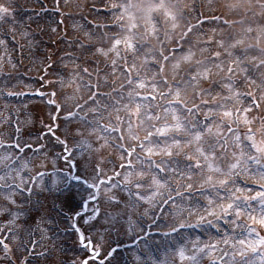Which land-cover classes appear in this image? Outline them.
<instances>
[{
	"label": "snow or ice",
	"instance_id": "snow-or-ice-1",
	"mask_svg": "<svg viewBox=\"0 0 264 264\" xmlns=\"http://www.w3.org/2000/svg\"><path fill=\"white\" fill-rule=\"evenodd\" d=\"M56 3L59 6L60 0ZM64 4L70 6L71 0ZM133 6L131 0L111 5L122 11L117 20L123 21L125 15L129 20L119 24L126 34H114L110 47L93 51L94 45L66 40L69 45L79 43L77 61L95 65L82 69L79 62L74 65L80 71H74L67 82L75 85L73 93L65 96L70 110L65 112L67 105L57 101L55 90L36 89L41 97L49 95L48 103L54 106L45 131L36 137L52 138L48 152H43L45 144L22 141L19 123L13 126L14 135L9 133L10 140L0 136V264H118L119 250L125 247L118 239L121 235L134 234L136 243L155 230L164 242L173 235L182 236L184 229H199L200 234L192 238L183 233L172 246L171 260L149 255L151 264H264V72L254 79L244 63L247 57L236 54L242 39L228 44L221 39L217 47L222 51L204 56L213 40L208 37L203 41L206 47L199 50L200 58L191 45L187 50L182 44L168 48L167 44H174L179 24L167 10L166 0H151L143 33L137 31L141 25L130 12ZM90 7L99 17L96 5ZM160 9L172 21L171 32L161 34L158 28L154 12ZM192 12L195 23L186 22L180 41L194 32L203 35L200 29L210 20L230 23L206 16L195 4ZM3 23L10 24L11 35L0 34V76L10 77L4 64L15 69L21 62L11 53L18 47L23 57L27 47L33 54L37 42L29 39L32 34L25 28L20 36L26 44L19 43L15 9L0 3ZM137 37L149 43L154 38L159 44L143 57L145 64L151 62L157 69L152 76L141 75L144 65L137 63ZM97 54L109 57L105 68L110 71L91 59ZM54 55L49 50L37 67L43 73L40 80L57 63ZM72 55L64 53L59 59ZM169 63L172 80L166 74ZM261 66L264 60L256 65ZM240 74L247 81L244 91L237 87ZM60 83L65 85L63 77ZM21 95L0 90L6 99ZM5 123L10 124V115L0 113V124ZM26 149L34 155L43 152L39 167L44 171H36L32 160L23 157ZM106 149L118 154V160L109 161L114 166L112 175L102 166ZM49 153L50 174L46 170ZM28 169L35 174L29 175ZM113 176L123 178L114 182ZM65 233L74 237L76 248L69 261L63 258L68 251ZM205 234L207 239H202Z\"/></svg>",
	"mask_w": 264,
	"mask_h": 264
},
{
	"label": "rangeland",
	"instance_id": "rangeland-1",
	"mask_svg": "<svg viewBox=\"0 0 264 264\" xmlns=\"http://www.w3.org/2000/svg\"><path fill=\"white\" fill-rule=\"evenodd\" d=\"M126 1L127 0H120V3H123ZM139 1L140 0H138V2ZM116 2H118V1L116 0ZM131 2L134 6L132 8H130V12H132L133 15L136 17L137 23H140L142 20H145V19H142V9H139V10L137 9L136 0H131ZM194 2L197 3V6L200 7V10H205L206 12L208 11L207 12L208 14H213L216 12L217 14L224 16V13H226V15H225L226 20L230 22V23L224 24V25H221L220 22H217V23H215V25L213 27L208 26L207 23H205L202 26L200 31L204 32L203 35L207 36V38L213 37L211 45L207 46V47H209V51L204 52L203 55H206V54L209 55L210 52L212 53V51H216V50L222 51V49H219L217 47V42L219 40L224 39L226 44H228L234 40L235 36L240 34L241 37L238 36L237 39H242L244 41V43L241 44L242 47L239 49L240 54L238 51H236V50H234V51L236 52L237 55H240L242 59L244 57H247V59L244 61L245 66H247L249 68L250 74L252 75V77L254 79L258 80L260 73L264 72V66H261L259 69H257V67H256V65L259 64V57L264 60L263 51L258 50V49L252 50L253 49V41L249 42L247 37H244L245 35H244L243 31L241 32V30L243 27H245L243 30L251 28V31H254L255 29H260L261 32H260L259 42L262 45L264 44V0H195V1L194 0H166V7H167L168 11H171L174 14L176 13V11L178 9L180 12L184 13L183 10L185 9V10L189 11V13H192L194 16L195 13L192 12V6H193ZM0 3L6 4L9 2H8V0H0ZM114 3H115V1H114ZM144 3H146V5L149 6V4L151 3V0H145ZM29 4H31V3H29ZM72 8L73 7H71V6L67 7V9H72ZM75 8L79 9L76 6H75ZM240 10L244 11V14H245L244 20L240 19L238 16ZM103 15L104 14L99 15V17H97V13H96L94 17L96 19L99 18L100 20L98 19V21H110L112 23V27L107 28L108 31L111 30L112 33H116L117 35L126 34L124 31L121 32L122 29L119 27V24L120 23H124V24L128 23L129 17L127 15L124 16V21L117 20V17H119L120 15H116L113 18L106 17ZM180 15H179V20L177 21L179 24V27H178V29H176L179 32H181V30L185 26V23L187 22L186 19H182L180 17ZM161 16L166 22H169V23L172 22L166 18V16L164 15V10H162ZM175 16L178 18L177 13L175 14ZM235 22L239 23L240 28L238 30H237L238 24L236 26ZM65 23H67V22H65ZM212 25H213V23H212ZM65 26L67 29V35L68 36L75 35V31L73 30L71 25H68V23H67ZM141 29L142 28H139V29H137V31L140 33H143V30H141ZM213 29H215V31H213ZM250 32L248 31V33H250ZM91 33H93V35L99 34V32L95 31V30ZM235 33H237V34H235ZM203 35H201L199 33H195V32L193 35V38H194L193 41L195 42L197 57L201 55V53L199 51L200 48L206 47V45L201 40ZM249 35L250 36L248 38L251 39L253 35H251V34H249ZM49 36H52V34ZM95 40L98 41L99 39H95ZM137 40L139 41V37H137ZM154 42H156V40L154 38L151 39V46H152V43H154ZM254 52H257L256 54H252V55H254V57L257 58L256 60L251 59V57H253V56L250 57V53H254ZM32 53H36V52L34 51ZM24 55L27 57L23 56L21 58L22 62L19 64V67L17 66L15 68V70L20 69V68L27 70L26 69L27 64L31 63L32 68H33V71H31V72L36 74V75L40 74L41 72H37L36 69L38 66H40L42 58L38 59V60H31V58H33L34 55L29 54V52L27 50L24 51ZM44 58H45V56H44ZM99 61H100L99 67L104 69L105 68V62L107 60H105L104 57H102V58L100 57ZM79 63L81 64V69L85 66H91V67L95 66V65H85L83 63V60H81V62L79 61ZM72 65L73 66H71V67L73 68V70L71 71L72 72L71 75L74 74V71H80V69L74 68L75 64H72ZM253 67H255V69H253ZM4 69L5 70H13V68H9L7 66V64L6 65L4 64ZM254 71H255L257 76L253 74ZM81 74H83V73H81ZM166 74H168L169 76L172 74L170 68L167 70ZM181 75H183V73ZM50 76H52V71L47 73L46 77H44L43 82L42 81L37 82L35 76L24 78L22 80L24 82L33 83L34 91L36 89H40L41 91H43L45 93H50V91H49L50 88L53 87V88L57 89L56 87L58 86V84H60V82H58L57 84L55 82L53 84H47L46 81L51 80ZM68 76H70L69 73H68ZM86 78L87 77H85V79ZM0 79H1V76H0ZM65 79H66V77H65ZM110 79H111V77H110ZM215 79H219V77H215ZM67 80H70V79L68 78ZM176 80L179 81L180 76H177ZM65 82H66V80H65ZM246 84H247V81H245L243 78V75L240 74L238 76L237 87H239L241 91H244V90H246ZM181 86H183V85L181 84ZM204 86H207L206 82H205ZM4 87H6L7 89L6 88H0V90L5 91V90L13 89V88H11V85H9V84L5 85ZM160 87L162 90L165 87L162 82H160ZM74 89H75V85L73 84L70 86L68 91H65L64 89H60L58 91V94H57L58 98L57 97L56 98L58 99V101L60 103H66V105H67L65 108L66 111L71 109V104H70V102L65 101V96L71 95L73 93ZM50 98L51 97L49 95H45L44 97H41L40 95L37 94L36 96H29V97L20 98L18 102H14V100L9 99V101H6L3 104V106L10 108L13 104H17L18 108H20L17 111L18 117H20L19 125L23 129H25L27 132L45 131V125L49 123V114L54 111V106H52L48 103ZM108 103H112V101L109 100ZM159 103L163 104V101H160ZM23 106H24V108L21 109ZM9 115H10V113H9ZM10 118H11V115H10ZM89 119H91V117H89ZM41 121H43L44 123H41ZM60 123H61V131H63V128L65 126V122H64L63 118H61ZM75 123L76 122L74 121L73 126H75ZM85 134H87V132ZM27 139L29 141H31V143L33 145H35V142L38 141L35 137H29ZM92 139L93 140L95 139L94 136L92 137ZM51 147H52V142L43 150V152H48L49 149H51ZM55 151H60V149L57 148V149H55ZM43 152L39 156H34V154H33V159H31V157H30V160H32L33 164L36 165V168H35L36 171H44L45 170V169H42L39 167L41 160L44 159ZM25 153L26 154L28 153V155H30L29 150H26ZM103 155L105 157V160L102 162V166L104 167V171L107 175H112V169L114 166L109 161L118 160V154H117L115 149H106L103 152ZM24 158L27 159V157H24ZM46 170L49 172V174L51 173V170H52L51 153H49V156H48V167ZM116 170H119V169L117 168ZM32 172L34 174V171H32ZM49 176H47V177L49 178ZM45 178H46V176L44 177V179ZM122 178L123 177L121 176L119 178L117 177V179H116L115 176H113V181L116 182L117 180L122 179ZM117 191H119V190L117 189ZM145 207H147V205H145ZM140 212H143L142 208L140 209ZM60 227L64 228L65 225L63 223H61ZM162 230H164V229L162 228ZM237 231H239V230H237ZM183 233H186L188 236H191L192 238H194L196 235H198L196 229H184V230H182V236L177 237V236L173 235L172 237L166 238L165 241L162 242L160 234H158L157 231L153 230L151 237L141 239L140 241H138L136 243H133L134 234L130 233L129 235H121L118 239L122 242L123 245H125V247H122L119 250V254L116 258L118 261V264H151V261L148 260L149 255H151L153 258L159 259V260H165V259L171 260V258L173 257L172 246L177 244L178 242H180V240L183 238ZM63 239L65 240L66 246L68 248V251L66 252V254L64 255L63 258H64V260L69 261L73 257V252L76 251L75 245L73 243L74 237L69 233H65L63 235ZM202 239H207V235L205 234L204 237H202ZM165 245H167V247ZM137 256H140L141 259L137 260L136 259Z\"/></svg>",
	"mask_w": 264,
	"mask_h": 264
}]
</instances>
